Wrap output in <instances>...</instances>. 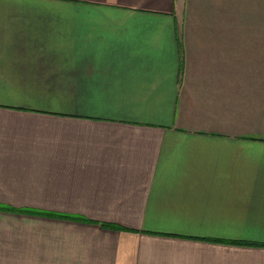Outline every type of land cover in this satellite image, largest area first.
I'll return each mask as SVG.
<instances>
[{
    "label": "crops",
    "instance_id": "crops-1",
    "mask_svg": "<svg viewBox=\"0 0 264 264\" xmlns=\"http://www.w3.org/2000/svg\"><path fill=\"white\" fill-rule=\"evenodd\" d=\"M0 204L97 221L0 264H264V0H0Z\"/></svg>",
    "mask_w": 264,
    "mask_h": 264
},
{
    "label": "trees",
    "instance_id": "trees-1",
    "mask_svg": "<svg viewBox=\"0 0 264 264\" xmlns=\"http://www.w3.org/2000/svg\"><path fill=\"white\" fill-rule=\"evenodd\" d=\"M0 210L2 211H11V212H19V213H26V214H34V215H42V216H50V217H57V218H63V219H70V220H76V221H84V222H97L92 219L79 216V215H73V214H65L60 212H54L49 210H39L29 207H15L9 204H0ZM102 226L105 227H111V228H121L118 225L100 222ZM239 244H247L246 242H235Z\"/></svg>",
    "mask_w": 264,
    "mask_h": 264
}]
</instances>
